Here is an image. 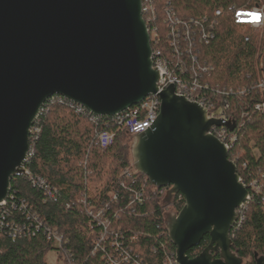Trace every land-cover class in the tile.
Here are the masks:
<instances>
[{"label":"trees","instance_id":"1","mask_svg":"<svg viewBox=\"0 0 264 264\" xmlns=\"http://www.w3.org/2000/svg\"><path fill=\"white\" fill-rule=\"evenodd\" d=\"M257 1L142 0L146 26L159 35L152 49L188 88L197 82V97L228 105L223 114L237 128L227 157L239 177L258 179L260 193L236 210L230 231L231 250L242 264L264 257V115L254 109L264 101L256 87L264 73V31L237 21L230 7ZM103 131L113 134L107 146L98 143ZM130 135L112 116L93 117L58 95L46 99L31 128L27 172L11 180L3 206L4 223L22 230L12 236L0 227V264H48L51 250L55 264H114L125 256L129 264H163L167 252L175 253L161 205L167 188L160 193L141 173H134L136 180L124 174L135 171ZM183 203L174 195L169 207L178 211ZM49 229L62 240L49 239ZM208 243L205 235L187 255L195 257Z\"/></svg>","mask_w":264,"mask_h":264},{"label":"water","instance_id":"2","mask_svg":"<svg viewBox=\"0 0 264 264\" xmlns=\"http://www.w3.org/2000/svg\"><path fill=\"white\" fill-rule=\"evenodd\" d=\"M142 0H0V202L25 172L31 128L46 99L58 95L94 116H114L157 95L160 113L131 134L132 167L157 188L177 264H242L230 231L247 190L211 127L232 120L175 92L158 91ZM181 193L180 210L169 208ZM205 235L195 257L187 251ZM219 255L216 257V255ZM264 257L257 258L263 264Z\"/></svg>","mask_w":264,"mask_h":264},{"label":"built area","instance_id":"3","mask_svg":"<svg viewBox=\"0 0 264 264\" xmlns=\"http://www.w3.org/2000/svg\"><path fill=\"white\" fill-rule=\"evenodd\" d=\"M230 8L233 10V16L237 21L243 22L253 29L264 31V0H258L255 4L245 7V8H236L233 5ZM215 14L219 15L220 10H217ZM148 32H149L150 45L157 43L159 41L158 33L154 30L149 31V29H148ZM205 36L211 37L212 35L211 33H208V34L205 33L203 34V37ZM152 62L159 72V80L157 82L158 91H161L167 88L168 86L173 85L175 87V92L177 94L185 97L186 99L190 101L197 102L198 104L203 106L205 109L209 110L210 117H213L216 119H222V120H230L227 117H225L223 114V110L226 109L228 105L224 104L221 107H215L212 103L207 102L205 100L203 101V98L197 97V95L195 94L196 88H197L195 86H198V84H196L197 82L192 83V87L188 88L186 83H184L179 77H177L174 73H172L169 70L168 63L163 58L160 50L152 49ZM256 87L258 90L264 91V73L263 72H261V74L258 77ZM237 92H244V88L237 90ZM70 103H71V106L76 105L77 110L84 109L79 104H76L72 101H70ZM160 107H161V101L159 97L157 95H148L140 103L133 105L129 107L128 109H126L125 111H122L121 113H118L112 117H114L117 125H119L123 129L128 131L130 134L145 133L147 132L148 129L152 127V125L158 118L159 113H160ZM254 109L264 115V101L256 103L254 105ZM243 116H246V115H243ZM235 128H237L236 125H235ZM226 129L227 127L225 126L213 125L211 127L210 132L212 133V131L217 130L216 131L217 135L216 136L214 135V136L217 137L220 141H222L225 147L228 149L230 144H232L233 141L235 140L236 135L233 131H230V133L226 132ZM112 139H113L112 133L103 131L98 134V143L101 146H107L108 144L112 142ZM29 155H30V149L27 155V159ZM243 165L245 166V163H243ZM25 172L27 171L25 170ZM135 172L137 171L135 170L134 172H132L129 169H127L124 171V174L125 176L130 177V178L133 177V179L136 180V177L134 176ZM144 177H145V180L148 179L145 175ZM238 181L247 190L245 201L238 208L240 209L247 203V201L251 198V196H253L254 194L260 193V185L258 183V179L256 178H249L246 180L245 178L238 176ZM164 188H167V187L159 188L160 189L159 192L162 193ZM176 195H178L179 198H183V195L181 193H178ZM136 197L140 200L141 193L140 192L137 193ZM5 204H6V200L0 202V227H4L5 230L8 231L9 234L12 236L20 234L22 228L18 224L14 222H12L10 225H8V223H4V218L6 214L3 210V206H5ZM48 231H49L48 238L52 239L54 243H58L62 240L61 235H59L57 231L51 230V229H49ZM130 262H131V259L125 256L123 257V260L121 263L114 262V264H125V263L129 264ZM133 264H138V263L135 262ZM163 264H177L175 253L167 252L164 256Z\"/></svg>","mask_w":264,"mask_h":264},{"label":"rangeland","instance_id":"4","mask_svg":"<svg viewBox=\"0 0 264 264\" xmlns=\"http://www.w3.org/2000/svg\"><path fill=\"white\" fill-rule=\"evenodd\" d=\"M46 261H47L48 264H55V262H56V253L54 251H52V250L49 251L47 253V255H46Z\"/></svg>","mask_w":264,"mask_h":264},{"label":"flooded vegetation","instance_id":"5","mask_svg":"<svg viewBox=\"0 0 264 264\" xmlns=\"http://www.w3.org/2000/svg\"><path fill=\"white\" fill-rule=\"evenodd\" d=\"M219 255L217 254L216 257H218Z\"/></svg>","mask_w":264,"mask_h":264}]
</instances>
